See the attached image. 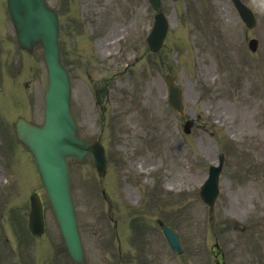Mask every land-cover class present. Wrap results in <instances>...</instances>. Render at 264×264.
<instances>
[{"label":"rangeland","instance_id":"1","mask_svg":"<svg viewBox=\"0 0 264 264\" xmlns=\"http://www.w3.org/2000/svg\"><path fill=\"white\" fill-rule=\"evenodd\" d=\"M161 1L169 30L155 54L144 42L153 20L147 0H71L61 8L73 113L80 134L99 137L110 160L106 178L90 163L70 164L85 264H215V242L224 264H264V0H243L257 18L253 29L230 0ZM110 35L125 39L109 44L122 50L112 59L98 47ZM166 73L182 88V114L167 103ZM45 84L41 51L20 52L0 0V264H74L48 204L45 234L33 238L25 220L28 191L46 197L11 121L22 114L41 121ZM219 153L210 209L198 187ZM158 220L179 234L182 254L170 251Z\"/></svg>","mask_w":264,"mask_h":264},{"label":"water","instance_id":"2","mask_svg":"<svg viewBox=\"0 0 264 264\" xmlns=\"http://www.w3.org/2000/svg\"><path fill=\"white\" fill-rule=\"evenodd\" d=\"M8 10L14 23L19 45L31 51L32 46L40 42L44 47V56L48 67L50 89L62 90L66 77L64 69L58 62L57 19L55 13L48 9L43 0H7ZM154 9L159 7V0H149ZM237 5V1L235 0ZM242 16L251 26L254 23L251 15ZM167 29V22L162 13L155 16L153 31L148 37L152 50L160 47ZM254 43H251V47ZM169 85V101L171 105L180 109V90L173 86V78L167 77ZM68 96H64L62 102L68 103ZM45 123L36 127L18 119L14 124L16 137L32 152L33 161L37 166L42 183L46 189L55 218L60 227L66 247L78 263L82 264V248L79 240L76 219L73 212L72 200L69 190L67 162L71 158L84 160L89 155L99 172L104 170L105 158L99 144H88L77 137L76 126L73 123L67 109H61L57 103L56 110H48ZM72 122V123H71ZM219 169L213 172L217 176ZM217 177L204 189V195L211 197L208 203L211 205L215 194ZM29 227L32 233L41 234L44 230L42 221L41 203L37 195L31 196V212ZM163 231L171 247L178 251L180 244L177 236L166 225H162Z\"/></svg>","mask_w":264,"mask_h":264}]
</instances>
